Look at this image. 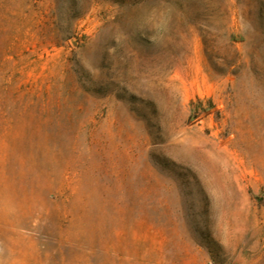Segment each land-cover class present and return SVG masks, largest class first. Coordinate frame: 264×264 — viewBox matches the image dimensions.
<instances>
[{
  "label": "rangeland",
  "instance_id": "374dc122",
  "mask_svg": "<svg viewBox=\"0 0 264 264\" xmlns=\"http://www.w3.org/2000/svg\"><path fill=\"white\" fill-rule=\"evenodd\" d=\"M0 264H264V0H0Z\"/></svg>",
  "mask_w": 264,
  "mask_h": 264
}]
</instances>
